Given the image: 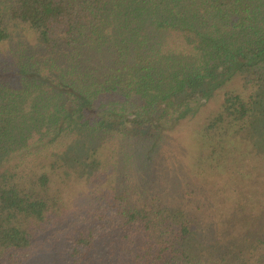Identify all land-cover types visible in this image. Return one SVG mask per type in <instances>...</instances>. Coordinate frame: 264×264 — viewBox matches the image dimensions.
I'll use <instances>...</instances> for the list:
<instances>
[{
    "label": "trees",
    "instance_id": "16d2710c",
    "mask_svg": "<svg viewBox=\"0 0 264 264\" xmlns=\"http://www.w3.org/2000/svg\"><path fill=\"white\" fill-rule=\"evenodd\" d=\"M0 264H264V0H0Z\"/></svg>",
    "mask_w": 264,
    "mask_h": 264
},
{
    "label": "rangeland",
    "instance_id": "374dc122",
    "mask_svg": "<svg viewBox=\"0 0 264 264\" xmlns=\"http://www.w3.org/2000/svg\"><path fill=\"white\" fill-rule=\"evenodd\" d=\"M217 104H218V101L215 100V99L205 103L199 109V111L197 112L195 118L189 120L188 122H184V123L180 124V126L176 128V132L178 133V135L180 137V141H182L184 146L186 147L187 157H186V161L184 160L186 163L189 162V164H191V163L194 162V159H195V154L194 153L196 151V147H195L193 138H192V141H191V135L190 134L193 133L194 130L200 124H202L205 121L206 118H208L210 113L212 111H214V109L217 107ZM166 156L167 155L165 154L164 157H163V161L166 160V158H165ZM185 166L186 165H184V167ZM171 168L169 166V168H166V169L172 175H175V174H177L180 171L176 167H174L172 170H170ZM163 169H165V167ZM176 177H178V176H176ZM209 260H210L211 263L215 262V260L212 257H210V256H209Z\"/></svg>",
    "mask_w": 264,
    "mask_h": 264
}]
</instances>
